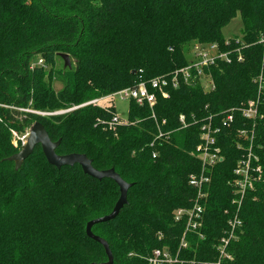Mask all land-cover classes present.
Returning a JSON list of instances; mask_svg holds the SVG:
<instances>
[{
    "label": "trees",
    "instance_id": "obj_1",
    "mask_svg": "<svg viewBox=\"0 0 264 264\" xmlns=\"http://www.w3.org/2000/svg\"><path fill=\"white\" fill-rule=\"evenodd\" d=\"M238 16L242 37L226 39L224 28ZM195 41L228 54L229 61L204 68L208 91L198 79L170 88L168 98L158 94L154 108L130 102L129 124L116 130L99 123L116 115L112 108L74 109L172 76L188 66ZM263 41L264 0H0V264L108 262L87 225L112 213L118 185L79 165L51 166L39 145L17 171L9 160L18 153L13 132L36 122L61 140L58 155L84 154L97 170L115 169L133 184L118 217L92 229L109 244L113 264H149L157 249L177 256L176 264H264ZM60 54L75 69L56 71ZM250 102L255 120L239 112ZM229 114L234 120L225 126ZM206 125L218 132L223 160L207 173L200 229L186 232L176 212L195 205L198 191L189 182L203 170L198 148ZM250 152L253 183L242 197L234 172ZM235 221L241 224L233 228Z\"/></svg>",
    "mask_w": 264,
    "mask_h": 264
},
{
    "label": "built area",
    "instance_id": "obj_2",
    "mask_svg": "<svg viewBox=\"0 0 264 264\" xmlns=\"http://www.w3.org/2000/svg\"><path fill=\"white\" fill-rule=\"evenodd\" d=\"M264 42V41H263ZM192 60L189 61L188 66L176 71L172 76H164L153 79L150 82H141L134 87H129L123 89L112 96H107L100 99H95L90 102H87L79 107L78 109L85 106H99L103 107L105 100H114L115 102L118 99L123 101L134 102L138 106H149L154 108L157 103L158 94H162L163 97L168 98V90L170 88L177 89L182 83L186 85L192 84L196 80H204V68L214 65L218 59L227 60L228 54L222 53L219 51V48L216 44L204 45L197 43L193 45L191 51ZM44 60H39L37 62L38 66L44 67ZM234 110H231L233 112ZM243 117L249 120H255L258 116V111L255 108V104H250L246 109H239ZM40 115H48L41 113ZM156 119V116H153ZM180 122L185 126V116L180 115ZM234 120L233 114H229L226 118L225 126L230 125ZM105 125L106 129L116 130V128L123 124V118L119 115H115L110 121L102 122ZM126 123V122H125ZM166 121H163L165 124ZM218 132L212 128L211 125H206L203 127V134L201 139L203 141L202 145L199 146V158L202 162V172L199 175H192L190 178V186L197 189V198L195 200V205L190 210L180 209L176 212V220L182 221L187 220L186 232L198 231L201 227V222L205 208L202 206L201 201H204L207 197V192L204 191V188L211 182V177L207 175L211 170L219 163L222 162L223 158L221 155V149L217 147L216 134ZM163 133L159 135L162 136ZM241 136H247L246 131L240 133ZM29 133L24 137L23 143L28 139ZM252 140V139H251ZM25 142V143H26ZM24 143V144H25ZM156 157V154L154 155ZM254 155L250 152L248 156H244L239 162L238 166L234 172L236 179L234 185L238 188L237 193L241 194L243 197L246 194V191L251 188L253 179L251 177V164L254 159ZM260 171V168L257 170ZM240 225L241 222L235 221L232 223V227L235 228L236 225ZM233 234V231L232 233ZM188 243L185 241V236L182 240L181 247H187ZM227 242L224 241V246L221 247L222 252H224ZM178 262L177 256H173L171 252L167 249H157L148 259L149 264H176ZM205 264H220L217 263H205Z\"/></svg>",
    "mask_w": 264,
    "mask_h": 264
},
{
    "label": "water",
    "instance_id": "obj_3",
    "mask_svg": "<svg viewBox=\"0 0 264 264\" xmlns=\"http://www.w3.org/2000/svg\"><path fill=\"white\" fill-rule=\"evenodd\" d=\"M59 57L64 61L66 69L73 68L70 55L60 54ZM135 74L136 72L133 71V75ZM38 145L41 146L43 154L51 166L62 168L64 166L73 167L75 165H79L86 175H89L90 177L97 180L111 179L118 185L120 190V198L112 213L102 218L93 220L87 225L88 237L100 243L105 248L106 254L108 256V262L102 264H113L114 257L109 244L101 237L96 236L92 232V229L96 224L106 223L118 217L123 207L128 204V191L133 186V184H129L123 180L121 176L115 171V169L102 171L97 170L93 167L92 160H90L84 154L58 155L56 150L61 145V140L53 142L45 127L40 122H36L31 126L26 144L20 152L13 155L9 159L11 162L15 163V169L17 171L20 170L25 160H27L34 153V150Z\"/></svg>",
    "mask_w": 264,
    "mask_h": 264
},
{
    "label": "rangeland",
    "instance_id": "obj_4",
    "mask_svg": "<svg viewBox=\"0 0 264 264\" xmlns=\"http://www.w3.org/2000/svg\"><path fill=\"white\" fill-rule=\"evenodd\" d=\"M242 32H243V24H242V20H241L240 16H238L236 19H234L223 30V34H224L226 39H231V38H236V37L241 38L242 37ZM197 43L198 42L195 41V42H192L190 44V46H191L190 52H188V55H187L189 61L192 60V56H191L192 47H193V45H195ZM71 60H72V65H73L72 69H75V61L73 59H71ZM52 65L54 66L56 71H65V70H67L65 68L64 61L60 57H55L54 63ZM46 69L48 71L49 67L46 68ZM210 81H211V79H207V77H205L204 80L201 82V85H202V87L204 88L205 91H208L210 89ZM52 86H53V88L56 91H59V90H61L63 88V84L59 80H54ZM117 92H119V91H117ZM117 92H115V93H117ZM115 93H112L110 95L112 96ZM110 95H108V96H110ZM261 100L262 99H260V97H259L258 100L256 102H254V103L256 105H259V102H261ZM250 104H252V102L249 103V106H250ZM243 106H240L238 108L239 109H246L247 108V107H243ZM102 108H112V110L114 111L113 113H115L116 115H119L121 118H123V124L122 125H126L127 122H128L127 124H129L128 111H129V108H130V103L128 101H123V100L118 99V101L115 102L114 100H108L107 99V100L104 101V105H103ZM256 110H257V108H256ZM70 111H71V109L60 110V111L56 112V114H64V113H67V112H70ZM32 112H34V111H32ZM239 112H241V111H239ZM35 113L39 114L38 112H35ZM45 114H48V113H45ZM48 115H43V116H48ZM28 133H29V129H27L25 131V133H23V134H18L16 132H13L12 143H13L14 147L18 149V152H20L22 150V148L24 147V145L26 144L25 143L26 141L24 142L25 144L23 143V139H24L25 136H27ZM254 136H255L254 132H250L249 135H248V138L251 137V139H252V138H254ZM183 238H184V236H183Z\"/></svg>",
    "mask_w": 264,
    "mask_h": 264
}]
</instances>
